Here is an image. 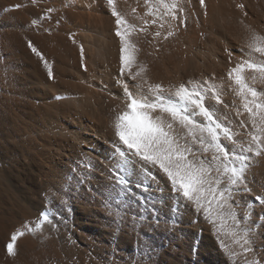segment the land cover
<instances>
[{"label": "bare ground", "instance_id": "obj_1", "mask_svg": "<svg viewBox=\"0 0 264 264\" xmlns=\"http://www.w3.org/2000/svg\"><path fill=\"white\" fill-rule=\"evenodd\" d=\"M115 8L119 26L107 0H0V264H264V154L252 155L233 190L249 230L245 254L226 234L230 220L217 233L165 173L127 155L115 129L130 102L125 84L134 95L140 84L166 94L204 84L223 101L208 97L206 106L247 140L249 114L228 72L264 60L247 55L254 35L264 37V0H178L175 19L155 0ZM244 75L264 91V76ZM187 140L189 160L214 154Z\"/></svg>", "mask_w": 264, "mask_h": 264}, {"label": "snow or ice", "instance_id": "obj_2", "mask_svg": "<svg viewBox=\"0 0 264 264\" xmlns=\"http://www.w3.org/2000/svg\"><path fill=\"white\" fill-rule=\"evenodd\" d=\"M107 2L112 6V14L117 16L116 23L119 26L123 18L116 11V0ZM146 2L152 3V0ZM200 2L204 4V0ZM155 4L162 6L166 10V15L176 18L178 0H171L170 4L166 0H155ZM239 7L242 8L243 5ZM149 14H153L151 8ZM152 23L156 21L153 20ZM117 35L123 40L124 34L119 27ZM156 35L159 36L160 33L157 32ZM168 35L171 36L173 33L169 32ZM261 40H264V37L254 35L248 45L249 57L253 54L264 57V44L260 43ZM33 51L36 49L33 48ZM122 61L127 67V59L122 57ZM247 69H253L264 76V60L253 62L252 59H246L228 72L229 79L234 82L236 95L242 98L243 111L249 114L252 130L248 132L247 140L239 139L231 126H228L226 121H221L210 106H206L205 100L208 97L223 103L217 89L211 85L208 87L204 84H197L195 87L186 85L166 94V90L159 84L148 85L147 88L140 84L139 94L134 95L125 84L124 89L130 100L127 104L128 110L118 115L115 121L116 135L124 145L127 155L138 159L145 168L151 166L165 173L179 195L193 201L198 210L204 209L210 222L216 224L217 233L223 232L226 221L230 220L231 228L226 234L233 238L234 243L241 246L245 254L252 251L248 238L249 230L241 227V219L235 210L238 205L235 203L233 190L245 183L252 155L258 157L264 154V100L260 99L264 97V91L249 86L244 75ZM144 71L145 69H140V72ZM123 73L124 68L121 69V74ZM131 79L135 80L136 76H132ZM157 111L160 114L153 117L151 113ZM164 114H168L171 119H166ZM238 115L242 113L238 112ZM200 117L203 121L198 119ZM241 125L244 128L248 127L244 121H241ZM197 133L200 135L197 136ZM187 137H191V143L199 144L203 153L213 151L214 154L211 158L196 157L189 160L191 148L188 146ZM130 162L125 158L118 170L126 168ZM213 172L217 175L213 176ZM213 201L217 205L215 215L211 207ZM248 216L250 217V213ZM48 219V215L45 214L44 220ZM217 220L224 222L217 224ZM16 239L17 236L13 235V242L7 246L10 254H14ZM220 244L231 251L223 240H220ZM245 264L259 262L246 260Z\"/></svg>", "mask_w": 264, "mask_h": 264}, {"label": "rangeland", "instance_id": "obj_3", "mask_svg": "<svg viewBox=\"0 0 264 264\" xmlns=\"http://www.w3.org/2000/svg\"><path fill=\"white\" fill-rule=\"evenodd\" d=\"M117 152V153H116ZM115 153H113V155H111V158L110 159H112L116 154L118 155L119 154V151L117 150ZM122 163V162H121ZM120 163H118L117 164V166L119 165ZM115 167H116V165H115ZM118 168V167H117ZM125 170V168H122V170ZM121 170V168H119V171ZM124 170H123V172H124ZM120 172H122V171H120ZM121 180V179H120ZM124 180H125V178H124ZM124 182V181H123ZM143 188H145L146 190L149 188V186L148 185H144L143 186Z\"/></svg>", "mask_w": 264, "mask_h": 264}]
</instances>
